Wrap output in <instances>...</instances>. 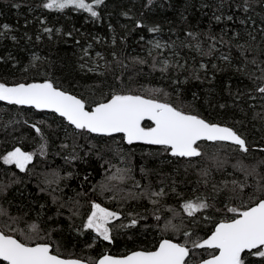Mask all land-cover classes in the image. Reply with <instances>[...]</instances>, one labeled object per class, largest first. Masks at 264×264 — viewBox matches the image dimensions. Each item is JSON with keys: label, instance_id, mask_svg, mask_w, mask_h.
I'll use <instances>...</instances> for the list:
<instances>
[{"label": "snow or ice", "instance_id": "obj_1", "mask_svg": "<svg viewBox=\"0 0 264 264\" xmlns=\"http://www.w3.org/2000/svg\"><path fill=\"white\" fill-rule=\"evenodd\" d=\"M152 4L153 0H148L145 7ZM254 5L260 9L259 27L257 28V21L251 16L240 19L239 23L243 26L251 22L250 28L245 27L244 35L235 31L228 36V39H225L228 35L227 31H222L219 37L213 35L211 31L206 33L186 31L185 35L190 39L180 40L179 45L175 40L170 43H161L160 40L148 41L151 47L148 48L147 55L152 58L153 70H158L162 76L172 72L188 73L183 81L178 74L168 75L172 85L175 86L172 92L159 87L142 90L125 89L123 80L117 76L115 79L120 83L119 88L108 85V91H104V86L100 85L98 86L100 98L89 100L83 95H77L58 85L44 73H41L44 76L42 80L33 79L32 82L9 83L6 78L0 81V101L37 113L54 114V118H58L55 122L64 132L65 139L74 138L72 144L74 150L83 147L76 143V139L82 138L88 148L84 156L95 152L97 158L103 160L104 165H108L106 171L115 169L111 175L105 177L103 182L93 187V192L97 190L101 194L111 192L113 195L110 199H117L118 194L123 191L118 185L129 181L132 182L133 188L140 189L139 192L129 191L120 196V199L147 200L153 205L151 214L157 222L153 227L158 233V236H154L149 244L141 245L137 250H131L124 255L114 256L105 252L95 260L65 257L61 253L59 241H53L54 234L62 229L52 227L48 223L55 222L54 217L49 216L45 221L41 211L37 213L34 222H29L25 219L28 213H24L23 216H12L7 209L0 207V218L4 220L0 226V264H264V148L259 149L261 155L258 159H254L253 163H245V158L252 151L248 139L238 129L206 118L193 102L185 103L182 89L179 87L181 84L188 83L190 79L203 82L201 70L204 72L205 79L211 82L215 79L216 72H226L234 68L235 73L242 78L238 81V85L242 84L243 88L238 86L233 91L231 83L224 86L227 95L232 98V106L246 105L251 112L252 121L259 123L261 126L259 130L264 131V0H243V4L237 7L242 8L247 14L254 10ZM101 6H105V0H91V2L41 0L38 5L45 10L59 13H63L66 9L77 13H87L93 20L100 19V12L97 9ZM11 7L19 9L21 5L13 0ZM223 7L224 0H221L217 6L221 14L213 13V18L218 23L222 20L234 19V14L223 15ZM123 15L132 19L128 16V12ZM181 19H186L183 13ZM43 23L44 21H41V24ZM2 27L4 32L0 33V36H6L10 26L5 23ZM135 27L144 28L145 25L141 21H136ZM55 31L60 33L61 29L57 28ZM147 31L160 33L162 26L154 24L148 26ZM43 32L49 34L51 39L52 28L44 27ZM66 35L72 38V32H67ZM201 37H206V40H202ZM12 39L15 41L17 38L12 36ZM27 39L31 40L32 37L27 36ZM140 39L143 40L144 37L141 36ZM36 40L40 41L41 36L37 35ZM207 41L211 43H208L205 48L204 44ZM76 44L79 45L80 41L77 40ZM225 45L228 50L222 51ZM90 47L91 45L82 49L84 56H89ZM177 47L194 49L201 57L218 59L222 63L209 60L212 70V76L209 78L207 64L199 63L198 67L193 65L190 68L186 60L180 63ZM233 48L236 49L238 56H233ZM164 49L172 50L174 63L169 59L158 61L153 55L154 52L159 54ZM96 56L104 59L99 52ZM112 57L117 65L122 63L115 52L112 53ZM33 59L38 61L40 58L34 56ZM0 60L7 62L3 58ZM133 63L146 64L147 59L134 57ZM157 64H160L159 69ZM123 66L127 68V65ZM85 67L84 63L80 65L82 70ZM28 70V68L24 69L25 72ZM106 70H111L108 62H106ZM87 71L95 72L96 69L88 66ZM245 81H247L246 84ZM173 92L175 100L171 99ZM192 96L193 101L198 99L195 92ZM249 101H258L259 110L255 103H248ZM218 107L223 110L229 105L219 103ZM240 110L246 117L249 115L243 107ZM24 123L28 124L39 138L37 149L25 151L19 146H14L12 150L0 156L4 165H14L20 172L29 171L28 166L33 163L34 158L37 155L46 157L48 150V141L43 129L39 126L45 121L29 124L25 119ZM124 144L157 146L160 156L173 158L168 161L169 163H179L182 159L188 166L193 167L195 165L192 164V158L206 156L204 145L214 146L215 151L208 156L211 163L199 167L197 173L199 176L197 184L202 185L206 191L196 195L195 198L185 199L177 192L175 181H173L168 188L182 200L179 204L182 212L170 206L165 207L163 198L168 195V190L164 186L159 187L158 190L153 187L150 176L154 169L141 166V180L147 179L146 184H142L141 180L135 178L130 156L125 154L123 148ZM60 147L67 149L69 145L61 143ZM99 149H103V152ZM105 153H111L121 164H124V167H117L112 159H105ZM237 153L239 157L235 159V163L231 164L233 171L228 172L229 162L233 159V154ZM84 156L74 152L71 156H65L64 159L69 162L82 160ZM213 170L223 174L220 180L215 178ZM236 173H240L243 178H237ZM73 175L74 173L69 172L67 177H61L58 171L43 174L40 183L44 187L41 191L51 189L55 192L56 188H53V185L58 187L63 179L71 178ZM88 179L89 176L85 175L84 181ZM6 187L5 185L4 188ZM82 195L86 193H77V197ZM53 203H58L55 196H53ZM40 207L43 210L44 205ZM65 207L70 213L68 217L70 221L74 218L81 219L80 225L70 224V227H76L81 235L86 231L94 233V242L100 239L112 244L114 231L135 229L142 219H147V216L140 213L129 212L128 223L114 224V221H121L122 212L110 210L90 199L87 210L82 214L81 208L84 206L80 204L79 199L72 198H69L67 202L58 203L56 216H60L61 209ZM161 210L170 212L171 217L164 218L160 214ZM215 216L220 218L215 219ZM162 219L163 224L160 223ZM177 220L179 223L175 222ZM21 222L24 223V227H19ZM202 222L211 223L212 227H206L204 235L200 236L197 232L201 230ZM88 247L91 248L92 245L89 244Z\"/></svg>", "mask_w": 264, "mask_h": 264}, {"label": "trees", "instance_id": "obj_2", "mask_svg": "<svg viewBox=\"0 0 264 264\" xmlns=\"http://www.w3.org/2000/svg\"><path fill=\"white\" fill-rule=\"evenodd\" d=\"M12 2L13 0H0V33L4 32L3 24L6 23L10 26L7 35L0 36V58L7 60L6 63L0 60V81L6 78L9 83L32 82L33 79L42 80L44 76L41 73H44L58 85H62L77 95H83L89 100L100 98V88L98 87L100 85L104 86V91H108V85L119 88L120 83L115 79L117 76L123 80L125 89L142 90L159 87L172 92L175 86L172 85L168 75L178 74L180 80L183 81L188 73L172 72L162 76L158 70H153L151 67L152 58L147 55V50L151 47L148 41L160 40L161 43H170L175 40L179 45L180 40L190 39L186 37V31L196 33L211 31L217 37L222 31H227L228 35L225 36V39H228L232 32L239 31L241 35H244L245 27H251V22L247 26L240 25V19L251 16L257 21L258 28L261 18L258 6L254 5V10L247 14L242 8H238L237 5L243 4V0H224L223 15L234 14V19L232 21L222 20L219 23L213 18V13L221 14V11L217 10L221 0H153V4L148 7H145L148 0H105V6L97 9L100 12L98 20H93L87 13H77L69 9L63 13L45 10L38 7L41 0H15L21 5L19 9L12 8ZM87 2H91V0H87ZM205 4L208 6L203 7L202 5ZM230 4L231 6H229ZM125 12H128V16L132 19L124 16ZM182 13L186 19H181ZM41 21L44 23L41 24ZM136 21H141L145 27L136 28ZM154 24L162 26L160 33L147 31V27ZM44 27L53 29L51 39H49V34L43 32ZM57 28L61 29L60 33L55 31ZM67 32H72V38L67 37ZM37 35L41 36L40 41L36 40ZM12 36L17 39L14 41ZM27 36H31L32 39L28 40ZM141 36L144 37L143 40L140 39ZM113 39H115V44H113ZM201 39L206 40V37H201ZM77 40L80 41L79 45L76 44ZM208 43L211 41L204 44L205 48ZM89 45H91L89 56H84L82 49ZM221 50L227 51V45ZM176 51L179 53L180 63H184L186 60L190 68L193 65L198 67L199 63H205L209 69L207 76L209 78L212 76L209 63L212 58L201 57L194 49L189 48L177 47ZM97 52L101 53L104 59H99L96 56ZM113 52L122 61L120 65H117L113 60ZM232 54L234 57L238 56L235 48L232 49ZM153 55L158 61L169 59L173 63L175 62L170 49H164L159 54L154 52ZM34 56L40 59L34 60ZM134 57L146 58L147 63H133ZM106 62L110 63V71L106 70ZM212 62L222 63L218 59H212ZM82 63L86 64L83 70L80 68ZM33 64L35 67H30ZM123 65H127V68ZM88 66L95 67L96 71L88 72ZM159 67L160 64H157V69ZM25 68L29 70L25 72ZM99 73H104V75H99ZM240 79L242 78L235 73L234 68H230L226 72H216L215 79L209 82L201 70L203 82L190 79L188 83L181 84L179 87L182 89L185 103L193 102L206 118L221 124H228L238 129L248 139L252 151L244 162L253 163L254 159H258L261 155L259 149L264 148V131L259 130L261 127L259 123L252 121L251 112L246 105L232 106V98L227 95L224 87L231 83L233 91L238 86L243 88L242 84L238 85ZM244 83L246 84L247 81ZM193 92L198 96L195 101H193ZM171 99L175 100L174 92ZM219 103H227L229 107L221 110L218 107ZM248 103H255L259 110L258 101H249ZM241 107L249 112L247 117L240 110ZM25 119L29 124L45 121L39 126L43 129L48 141L47 156L37 155L33 163L28 166L29 171L27 172H20L14 165H4L0 160V189H2L0 190V207L7 209L12 216H23L24 213H28L25 219L29 222H34L37 213L41 211L45 221L49 216L54 217L55 222L48 223L52 227L62 229L54 234L53 241H59L61 253L65 257L73 256L84 260H95L105 252L114 256L124 255L131 250H137L141 245L149 244L154 236H158L153 227L157 223L151 214L153 205L147 200L120 199V196L129 191H140V189L133 188L131 181L118 185L123 191L118 194L117 199H110L113 195L111 192L101 194L99 190L92 191L94 186L103 182L105 177L111 175L115 169L106 171L108 165H104V161L98 159L95 152L84 156V153L88 152V148L82 138L76 139V143L83 147L74 150L72 147L74 138L65 139L64 132L55 122L58 118H54V114L37 113L0 101V156L12 150L14 146H19L25 151L37 149L39 138L34 130L24 123ZM17 121L19 122L17 123ZM238 121L242 123H237ZM61 143H67L69 147L61 149ZM123 148L125 154L130 156L133 175L137 180H141V166L154 169L150 176L153 187L158 190L159 187L164 186L168 190V195L163 198L165 207L170 206L176 211L182 212V209L179 208L182 200L171 193L168 188L173 181H175L177 192L185 199L195 198L196 195L206 191L202 185L197 184L199 179L197 173L199 167L211 163L208 156L215 151L214 146L205 144L206 156L192 158V164L195 167L188 166L182 159L179 163H169L168 161L173 158L160 156L157 147L124 144ZM99 151L103 152V149H99ZM74 152L84 156V159L66 162L64 157L71 156ZM238 157V153L233 154V159L227 168L228 172L233 171L231 164L235 163V159ZM105 159H112L117 167H124V164H121L111 153H105ZM53 171H58L61 177H67L69 172L74 175L71 178L63 179L58 187L53 185L52 187L56 188L55 192L51 189L41 191V188L44 187L40 183L43 174ZM213 173L217 180L223 176L222 173L215 172V170ZM85 175L89 176L87 181H84ZM236 177L243 178L240 173H236ZM141 183L146 184L148 180H141ZM5 185L6 188H4ZM78 192L86 193V195L77 197ZM53 196L57 198L58 203L67 202L69 198L79 199L80 204L84 206L81 208L82 214L87 210L90 199L101 203L102 206L108 207L110 210L122 212L121 221H114V224L128 223L127 214L129 212L140 213L147 216V219H142L135 229L114 231V243L112 244L100 239H96L94 242V233L86 231L81 235L77 232L76 227H70V224L80 225L81 219L74 218L70 221L67 207L61 209L60 216H56L58 203H53ZM41 205H44L43 210H41ZM160 214L164 218H170L172 215L166 210H161ZM214 218L219 219L220 217L215 216ZM3 222V218H0V226ZM175 222L179 223V220ZM160 223L163 224V219ZM24 226L23 222L19 225V227ZM206 227L211 228V223L202 222L201 230L197 232V235L203 236ZM89 244L92 245L91 248L88 247Z\"/></svg>", "mask_w": 264, "mask_h": 264}, {"label": "water", "instance_id": "obj_3", "mask_svg": "<svg viewBox=\"0 0 264 264\" xmlns=\"http://www.w3.org/2000/svg\"><path fill=\"white\" fill-rule=\"evenodd\" d=\"M134 145H136V144H134ZM140 145V144H139ZM144 146H149V145H144ZM150 147H157V146H150Z\"/></svg>", "mask_w": 264, "mask_h": 264}]
</instances>
